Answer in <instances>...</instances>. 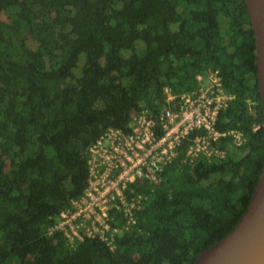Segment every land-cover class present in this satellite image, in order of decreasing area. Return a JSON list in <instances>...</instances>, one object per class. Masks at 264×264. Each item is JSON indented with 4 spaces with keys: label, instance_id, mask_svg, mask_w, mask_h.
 <instances>
[{
    "label": "trees",
    "instance_id": "trees-1",
    "mask_svg": "<svg viewBox=\"0 0 264 264\" xmlns=\"http://www.w3.org/2000/svg\"><path fill=\"white\" fill-rule=\"evenodd\" d=\"M208 68L235 95L217 127L244 143L220 139L222 159L179 155L159 183H131L146 197L113 250L48 234L86 185L89 145ZM255 72L244 0H0V264H192L241 218L264 163Z\"/></svg>",
    "mask_w": 264,
    "mask_h": 264
},
{
    "label": "built area",
    "instance_id": "built-area-1",
    "mask_svg": "<svg viewBox=\"0 0 264 264\" xmlns=\"http://www.w3.org/2000/svg\"><path fill=\"white\" fill-rule=\"evenodd\" d=\"M162 94L159 112L143 108L126 129L107 127L89 145L86 185L59 212L48 234L60 232L71 247L85 238H97L113 250L116 236L137 223L135 210L146 197L134 194L131 183L137 179L159 183L165 166L179 155L188 165L222 159L226 151L218 146L220 139L230 137L236 146L244 143L242 130L217 127L221 109L235 98L225 89L218 68L197 73L195 86L188 90L174 92L167 85ZM247 103L257 115L256 100L249 97Z\"/></svg>",
    "mask_w": 264,
    "mask_h": 264
},
{
    "label": "water",
    "instance_id": "water-1",
    "mask_svg": "<svg viewBox=\"0 0 264 264\" xmlns=\"http://www.w3.org/2000/svg\"><path fill=\"white\" fill-rule=\"evenodd\" d=\"M254 34L256 87L264 127V0H244ZM192 264H264V163L250 202L236 225Z\"/></svg>",
    "mask_w": 264,
    "mask_h": 264
}]
</instances>
